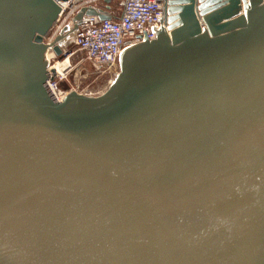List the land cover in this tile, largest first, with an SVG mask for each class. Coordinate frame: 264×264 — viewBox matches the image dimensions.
Wrapping results in <instances>:
<instances>
[{
    "label": "water",
    "instance_id": "water-1",
    "mask_svg": "<svg viewBox=\"0 0 264 264\" xmlns=\"http://www.w3.org/2000/svg\"><path fill=\"white\" fill-rule=\"evenodd\" d=\"M56 1L0 0V264H264V0H160L108 90L62 101Z\"/></svg>",
    "mask_w": 264,
    "mask_h": 264
},
{
    "label": "built area",
    "instance_id": "built-area-1",
    "mask_svg": "<svg viewBox=\"0 0 264 264\" xmlns=\"http://www.w3.org/2000/svg\"><path fill=\"white\" fill-rule=\"evenodd\" d=\"M56 4L60 8L54 23L57 28L48 42H52L66 24L72 23V19L82 8L106 11L110 16V19L103 21H99L95 16H83L75 30L76 50L81 52L84 59L97 71L114 68L124 50L149 41L154 34L157 35V32L164 28L160 0H123L118 14L111 10L110 4H106L105 0H67L56 1ZM72 55L73 53L69 51L63 53L68 59ZM67 72L64 75H56L47 82L49 90L58 101L67 94L58 88V82Z\"/></svg>",
    "mask_w": 264,
    "mask_h": 264
},
{
    "label": "rangeland",
    "instance_id": "rangeland-1",
    "mask_svg": "<svg viewBox=\"0 0 264 264\" xmlns=\"http://www.w3.org/2000/svg\"><path fill=\"white\" fill-rule=\"evenodd\" d=\"M123 0H112L110 2V7L113 12L118 14L121 10ZM57 25L53 26L45 42H48L54 36ZM73 24H66L62 29V34L64 35L61 41V48L64 52H72L73 55L69 58L70 67L67 70L65 77L58 82V88L63 93L76 92L77 94L85 95L87 97H99L103 95L111 83L116 79L117 75L120 73L119 61L114 68L109 70H99L97 71L91 63L84 59V55L76 50L74 44L75 31H72ZM61 33H58L59 36ZM51 56V55H50ZM66 57H52L49 58V67L54 66L56 63H61Z\"/></svg>",
    "mask_w": 264,
    "mask_h": 264
},
{
    "label": "bare ground",
    "instance_id": "bare-ground-1",
    "mask_svg": "<svg viewBox=\"0 0 264 264\" xmlns=\"http://www.w3.org/2000/svg\"><path fill=\"white\" fill-rule=\"evenodd\" d=\"M49 58H51V57L48 56V59ZM69 67H70V62H69V59L66 58L61 63H56L54 66L50 67V69H52L54 71L55 76H56V75H64L65 72L68 70ZM66 95L67 94H65V96ZM63 99H64V97L62 99H60V101H62Z\"/></svg>",
    "mask_w": 264,
    "mask_h": 264
}]
</instances>
